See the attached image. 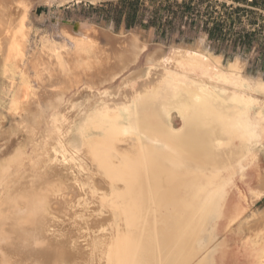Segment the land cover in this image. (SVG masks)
<instances>
[{
    "label": "bare ground",
    "instance_id": "obj_1",
    "mask_svg": "<svg viewBox=\"0 0 264 264\" xmlns=\"http://www.w3.org/2000/svg\"><path fill=\"white\" fill-rule=\"evenodd\" d=\"M56 1L16 0L3 9L0 60L5 73L22 60L29 15L41 5L52 8ZM60 29L63 43L79 61L104 55L88 37L100 32L97 25L79 20ZM135 33L113 61L98 57L74 69H58L62 75L53 73L58 76L49 86L45 81L48 89H42V95L29 70L21 73L12 110L23 115L7 135L4 132L5 156L0 155V264H194L201 228L226 217L212 210V202L207 213L201 212L210 192L206 174L217 152L214 145L229 147L239 137L257 147L264 143V105L238 93L251 85L246 62L236 57L231 63L228 82L233 89L226 93L217 83L191 79L192 73L203 75L222 63L223 57L204 52L203 39L195 40V48L183 45L169 53L157 45L149 52L146 69L124 79L121 88L111 85L100 92L139 62L147 49L148 42ZM263 74L255 80V93H264ZM175 115L181 119L179 127ZM31 145L35 157L27 153ZM235 174L244 177L245 172L239 168ZM251 191L255 199L264 196V172ZM229 192L224 197L227 206ZM239 214L233 207L227 216L230 223ZM190 219L198 226L189 228ZM206 230L210 244L217 231ZM259 255L253 243L248 264H264V255ZM215 258L211 252L205 260L215 264Z\"/></svg>",
    "mask_w": 264,
    "mask_h": 264
},
{
    "label": "rangeland",
    "instance_id": "obj_2",
    "mask_svg": "<svg viewBox=\"0 0 264 264\" xmlns=\"http://www.w3.org/2000/svg\"><path fill=\"white\" fill-rule=\"evenodd\" d=\"M15 1L16 0H0V14H4L6 11H3V9L7 6L14 5ZM60 2L61 3L54 5L52 8H49L46 5H41L42 7L39 6L38 11L36 12L38 15L33 13L29 15L26 20L27 25L24 30L23 41H21L27 43L23 44L27 49L23 46L26 51L23 49L22 60H19L20 62H18V64L13 65V73H5L2 67V60H0V155L3 157L5 156L4 148H6L5 145L7 144L4 141L8 134L6 132H9L11 127L15 125L16 121L18 122L20 120V116L23 115L22 113L21 115H17L13 112L12 98L20 83L21 73L24 72V70H29L28 76L32 79V84L38 89V93L42 95L45 90L48 89L47 87L50 85V82L54 81L56 76L62 75L60 72L65 70L67 66L72 67L71 65H73L74 67L72 68L74 69L80 62H91L94 59L100 60L101 58L103 60L107 59L108 62L113 61V59L121 52L122 43L125 44V40L132 37V31L134 33L137 32L135 34H137L142 41L148 42L147 49H145L141 55L139 62L131 65L129 70L118 77L116 81L109 83L110 85L105 84L103 85L104 87L102 86L101 89L99 88L100 92L109 89L111 85H114L113 87L121 88L124 79L132 77L140 69H146L148 67L146 62L148 55L152 53L157 45H161L165 52L169 53L172 48L183 45L185 47L191 46L195 48L196 41L198 42L203 39L204 52L211 54L215 53V56L223 57L222 63L216 70L209 68L203 75L192 73L191 79H198L199 81L206 82L209 80V83H217L218 85H216L223 92L229 93L232 91L233 86L228 82V78L231 74L229 73L231 72V69L228 68H230L231 63H233L236 60V57H238L246 62L245 75L247 80L251 83L250 88L238 90V93L252 97L256 103L260 102L264 105V93L254 92L256 89L254 84L255 80L264 73V0H90L91 3L85 4H78L74 0H61ZM79 20H88L90 23L98 26L100 32L99 30L94 31V34L91 32L88 37H91V46L99 47L104 55L99 56L94 54L92 56L83 57V60L79 58V61L77 55L75 56L73 51H71L72 53L69 52L71 47L63 43L64 39L60 35V27L62 24L69 22L75 23ZM122 29H124V31ZM213 30H215V34L211 37V31ZM104 35H108V37H105ZM149 35L153 37L151 41L148 40ZM200 36L202 37L199 38ZM0 40L3 44V30L0 31ZM44 44L46 45V49L48 47L46 51H44ZM49 45H52V48H50ZM67 50L69 54L67 53ZM42 51L44 53L46 52L44 54L45 56L42 54ZM55 51H58V53ZM65 52L66 54L63 55ZM56 53L57 55H55ZM40 54H42V58ZM66 55H68V57H66ZM144 55H146L147 58L144 59V57H146ZM43 56H47L46 58L50 56L49 58L52 59L53 57V59L50 60L48 58L47 60L44 58L45 61H43ZM62 56L66 58L63 60ZM70 56L75 59L72 60ZM98 57L100 59H98ZM54 58L56 63L54 62ZM67 59L68 64H65L67 63ZM46 60L47 63H45ZM75 62L78 64H75ZM51 63L53 64L52 69ZM35 64L37 66H35ZM47 64L51 65L50 69H48L49 66H47ZM138 64H141V66ZM30 65L32 66L30 67ZM46 66L47 68L45 69ZM136 66L138 68H136ZM36 67L37 69H35ZM43 69L44 71H42ZM58 69L61 71H58ZM57 71L59 74L53 76V73L56 74ZM39 72H41V76L39 75ZM45 73H47L46 75L49 74L48 76L50 78L44 75ZM36 80L37 82H35ZM45 81L49 83L48 86ZM38 83H40V85H38ZM83 88L84 85L80 86L78 90L82 91ZM174 121L177 127H179L181 119L178 115L174 116ZM4 132L6 135H4ZM241 144L243 145L241 146ZM29 148L27 149V153L35 157V154H33L34 151L31 149L33 148V145L29 146ZM214 150L217 152L215 151V155L212 154L211 161L213 164L207 169L206 174V177L208 176L206 178V184L210 189V192L204 201L205 205L201 212L207 213L209 205L213 203L214 208L211 207L212 210L214 209L215 212L217 211L216 213L226 215L227 217L228 213L231 212V209L237 206L239 208L240 219L238 217L235 222L230 223L228 217H225L219 222V224L213 223L204 225L199 232L197 241L200 254H197L193 258V263L208 264V261L205 260V258L207 254L214 252L216 253L215 264H248V249L251 248L253 243H255L256 247L259 249L260 255L258 257L264 255V196L255 199L251 194V190L258 187L259 176L264 172V143L257 147L253 140L239 137L233 141L232 145L229 147H218L214 145ZM3 157L0 159H3ZM239 168H242L245 172L244 177L240 174H235V170ZM233 178L235 180L234 187H232L234 181ZM230 187L232 188L230 189ZM228 189L230 190V195L227 206L224 205V202H226L224 197L225 192L228 191ZM197 190H199V188ZM220 197H222V201ZM206 204H208V206ZM190 206L193 210H196L197 208L194 203H190L189 207ZM188 221L187 226H189V228L193 229L195 226H198L196 225V219H190ZM199 224L201 225V223ZM252 225L255 227L252 228ZM248 226L250 227L249 230ZM206 229L209 230V234H211L213 230L215 232L217 231L216 234L211 236L210 244L206 241ZM252 231H255V233ZM251 238H253V240Z\"/></svg>",
    "mask_w": 264,
    "mask_h": 264
},
{
    "label": "built area",
    "instance_id": "obj_3",
    "mask_svg": "<svg viewBox=\"0 0 264 264\" xmlns=\"http://www.w3.org/2000/svg\"><path fill=\"white\" fill-rule=\"evenodd\" d=\"M74 1H76L78 4L91 3L90 0H74Z\"/></svg>",
    "mask_w": 264,
    "mask_h": 264
},
{
    "label": "trees",
    "instance_id": "obj_4",
    "mask_svg": "<svg viewBox=\"0 0 264 264\" xmlns=\"http://www.w3.org/2000/svg\"><path fill=\"white\" fill-rule=\"evenodd\" d=\"M215 34V30L211 31V37H213Z\"/></svg>",
    "mask_w": 264,
    "mask_h": 264
},
{
    "label": "crops",
    "instance_id": "obj_5",
    "mask_svg": "<svg viewBox=\"0 0 264 264\" xmlns=\"http://www.w3.org/2000/svg\"><path fill=\"white\" fill-rule=\"evenodd\" d=\"M60 1H61V0H57V1L55 2V4H54V5H57L58 3H60ZM56 3H57V4H56Z\"/></svg>",
    "mask_w": 264,
    "mask_h": 264
}]
</instances>
